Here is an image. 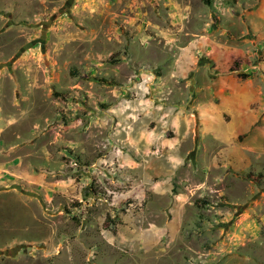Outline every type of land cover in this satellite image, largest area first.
I'll return each mask as SVG.
<instances>
[{"label":"rangeland","instance_id":"1","mask_svg":"<svg viewBox=\"0 0 264 264\" xmlns=\"http://www.w3.org/2000/svg\"><path fill=\"white\" fill-rule=\"evenodd\" d=\"M1 64L0 264H264V0H0Z\"/></svg>","mask_w":264,"mask_h":264},{"label":"water","instance_id":"2","mask_svg":"<svg viewBox=\"0 0 264 264\" xmlns=\"http://www.w3.org/2000/svg\"><path fill=\"white\" fill-rule=\"evenodd\" d=\"M4 66H5L4 64H1V65H0V68H2V67H4ZM16 250H17V249H16ZM1 255H4V253H3V252H0V256H1Z\"/></svg>","mask_w":264,"mask_h":264}]
</instances>
